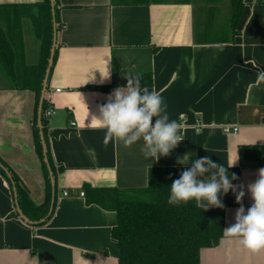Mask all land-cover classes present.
Wrapping results in <instances>:
<instances>
[{
    "label": "crops",
    "instance_id": "1",
    "mask_svg": "<svg viewBox=\"0 0 264 264\" xmlns=\"http://www.w3.org/2000/svg\"><path fill=\"white\" fill-rule=\"evenodd\" d=\"M57 1L61 26L47 83L55 112L46 131L57 171L55 204L43 225L25 223L12 187L0 174V264H118L117 242L110 233L115 213L88 204L79 192L85 187L143 188L149 168L191 166L204 156L226 168L239 157L228 172L238 177L233 183L244 186L245 196L241 204L232 191L220 196L223 230L233 224L236 210L242 205L247 211L253 203L247 185L264 168V81L258 80L264 72V0H242L237 34L230 42L229 0ZM148 71L152 84L147 88L161 93L170 120L181 125L184 137L158 161L144 158L142 140L127 148L118 140L105 145V130L94 119L109 95L126 87L128 77ZM110 84L109 92L87 89ZM33 109L32 91L10 89L0 77V159L38 205L45 180L33 142ZM245 147H254L258 157L247 156ZM188 153L194 154L189 162L179 163ZM199 264H264V249L247 250L224 239L223 232L216 246L200 250Z\"/></svg>",
    "mask_w": 264,
    "mask_h": 264
},
{
    "label": "trees",
    "instance_id": "2",
    "mask_svg": "<svg viewBox=\"0 0 264 264\" xmlns=\"http://www.w3.org/2000/svg\"><path fill=\"white\" fill-rule=\"evenodd\" d=\"M159 0H112L113 3L147 4ZM161 1V0H160ZM186 2L188 0H176ZM229 42L237 34V24L243 7L242 0H229ZM55 29L58 31V1L54 0ZM26 27V29H25ZM38 43L35 62L26 58L25 31ZM53 26L49 0L31 4H0V77L10 89L30 90L34 93L32 136L35 152L41 161L45 180V195L41 204L29 200L26 189L17 176L0 159V174L9 182L15 194L17 209L31 226H41L50 218L56 199V187L50 184L49 170L55 180L56 169L47 150V123L44 117L45 101L41 107V131L46 147L42 150L37 126V107L42 81L52 44ZM195 32V41H200ZM226 42V41H223ZM57 46L49 69L47 83L55 64ZM141 87L151 86L150 71L140 75ZM113 84L88 86L87 89L109 92ZM58 131H52L56 134ZM247 156L257 158L254 147H245ZM47 158V167L44 162ZM190 166H159L148 169L147 185L143 188L119 189L116 187H85V199L116 215L111 237L117 242L118 264H199L202 248L216 246L223 236V209L208 211L196 207L195 201L173 206L168 204L170 186L182 171ZM59 170V169H58ZM16 216V213H13Z\"/></svg>",
    "mask_w": 264,
    "mask_h": 264
},
{
    "label": "clouds",
    "instance_id": "3",
    "mask_svg": "<svg viewBox=\"0 0 264 264\" xmlns=\"http://www.w3.org/2000/svg\"><path fill=\"white\" fill-rule=\"evenodd\" d=\"M109 74L104 77L108 79ZM140 76L127 78L126 87H118L99 106L96 124L105 130L103 143L118 140L124 147H131L143 141L140 149L145 159L158 161L167 157L184 140L181 125L170 120L167 105L157 90L149 91L141 87ZM264 81V72L258 74ZM192 153L186 154L178 162H189ZM239 157L229 166L214 162L209 156L196 159L191 166L182 171L170 186L168 204L179 206L195 201L196 207L203 211L210 208H224L220 198L232 191L236 203L241 204L244 186H236L238 177L229 174ZM253 203L245 211L241 205L235 212V222L223 230L224 239L239 242L245 249L257 252L264 249V168L258 170L257 179L247 185Z\"/></svg>",
    "mask_w": 264,
    "mask_h": 264
},
{
    "label": "water",
    "instance_id": "4",
    "mask_svg": "<svg viewBox=\"0 0 264 264\" xmlns=\"http://www.w3.org/2000/svg\"><path fill=\"white\" fill-rule=\"evenodd\" d=\"M49 2H50V7H51L52 26H53L52 44L50 47V54H49V58H48V62H47V68L45 70V75H44V78L42 81V88H41L40 98H39L38 107H37V126L39 128L40 140H41V145H42V150H43L44 155H45L46 147H45V143H44V139H43V134L41 131V107H42V103L44 101V95L47 91V77H48L50 66L52 64V58H53L54 50L56 47V29H55L56 26H55V17H54V0H49ZM44 162L46 163L47 167L49 168V165L47 164V158L45 156H44ZM49 178H50V184L53 187L55 180H54L53 175H52L50 170H49ZM51 211H52V206L49 209L48 215L51 213ZM17 212H18V215L20 216V218L25 223H28L27 218L19 211V209H17Z\"/></svg>",
    "mask_w": 264,
    "mask_h": 264
},
{
    "label": "rangeland",
    "instance_id": "5",
    "mask_svg": "<svg viewBox=\"0 0 264 264\" xmlns=\"http://www.w3.org/2000/svg\"><path fill=\"white\" fill-rule=\"evenodd\" d=\"M25 29H26V27H25ZM24 40H25V43H26V46H27L28 52H29V56L27 58V61L35 62L36 57H37L38 43L29 34L28 30L25 31ZM52 117L54 118V116H52Z\"/></svg>",
    "mask_w": 264,
    "mask_h": 264
},
{
    "label": "built area",
    "instance_id": "6",
    "mask_svg": "<svg viewBox=\"0 0 264 264\" xmlns=\"http://www.w3.org/2000/svg\"><path fill=\"white\" fill-rule=\"evenodd\" d=\"M55 92H60V89H55ZM44 101L46 102L47 104V108L44 112V117L46 119H50V117L54 114V109H53V106H52V100L50 98V94L48 93V91H46L45 95H44ZM71 126H75V123L72 121L71 123ZM237 129H233V131H236ZM225 132H229V129L228 128H225L224 129ZM64 195H67L66 192L63 193ZM79 195L80 196H83L84 195V192L83 191H80L79 192Z\"/></svg>",
    "mask_w": 264,
    "mask_h": 264
}]
</instances>
